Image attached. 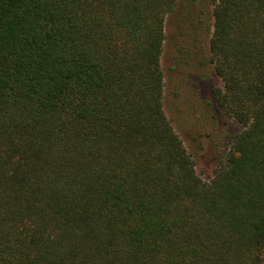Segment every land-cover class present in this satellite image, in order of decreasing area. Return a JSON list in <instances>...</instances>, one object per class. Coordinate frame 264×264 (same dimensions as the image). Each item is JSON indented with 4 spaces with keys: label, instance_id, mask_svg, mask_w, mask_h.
<instances>
[{
    "label": "trees",
    "instance_id": "1",
    "mask_svg": "<svg viewBox=\"0 0 264 264\" xmlns=\"http://www.w3.org/2000/svg\"><path fill=\"white\" fill-rule=\"evenodd\" d=\"M211 4L0 0V264H264V0ZM174 18L241 126L207 178L165 108Z\"/></svg>",
    "mask_w": 264,
    "mask_h": 264
},
{
    "label": "rangeland",
    "instance_id": "2",
    "mask_svg": "<svg viewBox=\"0 0 264 264\" xmlns=\"http://www.w3.org/2000/svg\"><path fill=\"white\" fill-rule=\"evenodd\" d=\"M197 3L201 7H212L211 0H197ZM212 22L211 18V28ZM187 27L182 19L174 18L167 24L164 101L168 116L196 160L198 172L207 178L213 174L220 157L232 146L233 136L241 126L226 116L212 121L210 125L207 122L201 99L209 96L210 86L218 85L221 81L208 58L204 66L179 52L182 41L187 38ZM211 32L212 29L208 31L206 52L203 53L207 57Z\"/></svg>",
    "mask_w": 264,
    "mask_h": 264
}]
</instances>
